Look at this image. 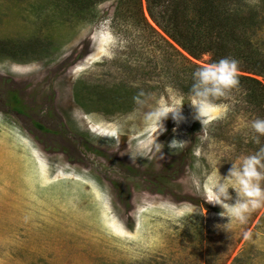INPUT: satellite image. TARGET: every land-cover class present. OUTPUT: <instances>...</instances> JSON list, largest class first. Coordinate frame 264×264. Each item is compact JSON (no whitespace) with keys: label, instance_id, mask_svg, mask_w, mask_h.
Returning <instances> with one entry per match:
<instances>
[{"label":"rangeland","instance_id":"374dc122","mask_svg":"<svg viewBox=\"0 0 264 264\" xmlns=\"http://www.w3.org/2000/svg\"><path fill=\"white\" fill-rule=\"evenodd\" d=\"M54 1L0 0L1 41L42 35L60 46L43 61L0 60V264H264V205L223 229L229 218L205 200L218 170L226 176L231 161L264 145V137L259 145L251 139L264 102L250 103L239 82L212 100L218 112L203 125L181 87L213 62L211 54L197 50L196 60L181 50L151 19L146 0L121 8L108 0L93 22L80 24L64 19ZM240 4L243 15L259 18L256 26L224 28L216 19L201 29L210 37L195 35L215 43L220 30L233 34L235 49L247 38L264 57V0H230L233 15ZM237 61L239 77L264 84ZM78 82L136 94L125 110L87 103V111L75 100ZM179 97V120L169 114L157 136L162 159L149 113L157 101ZM174 139L180 146L171 150Z\"/></svg>","mask_w":264,"mask_h":264},{"label":"trees","instance_id":"16d2710c","mask_svg":"<svg viewBox=\"0 0 264 264\" xmlns=\"http://www.w3.org/2000/svg\"><path fill=\"white\" fill-rule=\"evenodd\" d=\"M106 1L108 0H55L54 8H52L58 9L62 17L64 16V19L65 16L68 17L67 21L73 18L74 20L71 21H78L79 24L82 19L90 23L97 16L96 10L98 6ZM128 1L120 0L118 7L121 8ZM146 2L151 19L173 43L185 51L191 58L197 60L200 57V54H197V50H200L202 54H211L213 62L227 56L234 57L236 60L240 57L245 59L244 62L249 64L250 68L255 69L260 76L264 77V57L260 54L258 48L247 38L241 41L239 48L235 49L229 44L230 37H234L233 34L223 36L220 30L217 34V42L215 43L208 39L203 40L199 35L201 32H204V34L210 37L211 29L208 31L202 30L206 28L208 21H211L213 24V21L216 22V19L218 22H223L224 28L230 27L231 22L235 24V21L243 27L246 25L256 26L258 21L256 19L259 18L256 14L243 15V4H240L239 8L237 7V10H239L233 15L229 10L230 0H146ZM184 6H186L187 10L191 7L192 12L196 13L197 17H189L188 13L183 10ZM58 10L53 11L56 14ZM212 28L216 29L213 25ZM196 29H200L199 34H197V36L199 35L198 37L195 35ZM242 35H246L245 32ZM252 45H254V48H252ZM59 49L60 46H56L51 39H48V36L42 38V35L26 41L0 40V60H2V57H6L7 60H14L16 62L43 61L53 57ZM243 49L247 50L243 51ZM228 53H231V55ZM238 78L239 82L249 92L248 101L254 105H262L260 101L264 102V84L253 78ZM76 87L75 100L87 111L89 110L87 103H96V108L100 110L102 107V110H106L107 113H112L109 110L110 107L118 106L125 110L129 105L127 103L126 106L128 99L136 94L126 86L119 84L114 85L113 88H106L105 86L102 88L97 85L78 82ZM190 88L191 85L185 84L181 87V91L189 95ZM92 96H95V98ZM16 103H19L17 98ZM16 111L21 113L22 110L17 108ZM115 111L118 112L119 109L116 108ZM38 126L41 127L39 124Z\"/></svg>","mask_w":264,"mask_h":264},{"label":"clouds","instance_id":"9594fccd","mask_svg":"<svg viewBox=\"0 0 264 264\" xmlns=\"http://www.w3.org/2000/svg\"><path fill=\"white\" fill-rule=\"evenodd\" d=\"M238 61L231 58H221L218 61L202 65L192 73V83L189 93V102L195 109V118L206 125L214 114L218 112L216 105L212 103L214 98L224 97L228 92L239 85ZM140 95H143L141 93ZM136 103H142L140 96L133 98ZM184 102L183 97L173 98L170 102L159 100L149 113V120L157 131L153 145L155 151L164 158L162 149L164 144L157 142V136L164 131L162 121L169 114L179 120L180 112ZM254 135L252 142L261 144L264 137V118H255L251 121ZM99 133H102L100 131ZM180 146L178 140H172L168 147L172 150ZM133 159V157H131ZM232 167L226 176L218 174L211 179L205 200L209 203L219 205L223 209L219 215L228 217L229 222L218 225L225 229L231 222L238 220L244 222L247 214L264 205V189L261 182L264 181V145L254 153L242 156L231 161ZM229 189H234L238 194L235 203ZM204 213L207 209L203 210Z\"/></svg>","mask_w":264,"mask_h":264}]
</instances>
